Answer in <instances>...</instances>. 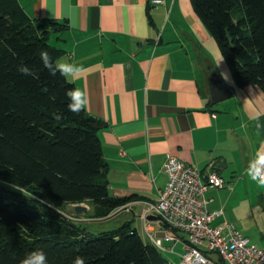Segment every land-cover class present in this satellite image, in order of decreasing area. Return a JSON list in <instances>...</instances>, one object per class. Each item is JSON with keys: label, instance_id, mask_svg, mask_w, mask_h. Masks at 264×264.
Instances as JSON below:
<instances>
[{"label": "crops", "instance_id": "0c3cea01", "mask_svg": "<svg viewBox=\"0 0 264 264\" xmlns=\"http://www.w3.org/2000/svg\"><path fill=\"white\" fill-rule=\"evenodd\" d=\"M17 2L31 19L62 24L51 30L47 41L60 50L56 61L86 69L67 80L87 91L85 111L104 124L98 137L108 169V193L137 195L102 218L91 216L90 201L77 203L87 209L81 213L74 211L76 204H63V216L90 233L88 223L124 214L118 227L127 223L154 245L147 228L160 239L164 249L154 246L163 258L167 253L179 260L182 243L168 239L171 230L147 211L167 181L163 164L171 155L195 166L203 178L215 169L225 185L205 191L213 214L210 224L230 222L264 248V188L244 172L264 141V91L235 84L190 0ZM211 72L232 92L218 104L211 102Z\"/></svg>", "mask_w": 264, "mask_h": 264}, {"label": "trees", "instance_id": "16d2710c", "mask_svg": "<svg viewBox=\"0 0 264 264\" xmlns=\"http://www.w3.org/2000/svg\"><path fill=\"white\" fill-rule=\"evenodd\" d=\"M190 2L235 84L264 91V0ZM61 26L29 18L17 0H0V264H19L38 249L49 264H72L78 255L86 264H169L127 223L94 235L59 212L90 201L91 216L102 218L137 197L109 195L103 122L68 111L65 91L74 85L41 64V49L54 62L60 55L47 40ZM19 65L36 76L22 75Z\"/></svg>", "mask_w": 264, "mask_h": 264}, {"label": "built area", "instance_id": "2783aa9c", "mask_svg": "<svg viewBox=\"0 0 264 264\" xmlns=\"http://www.w3.org/2000/svg\"><path fill=\"white\" fill-rule=\"evenodd\" d=\"M163 171L167 181L147 211L171 230L168 239L182 243L178 264H264V248L251 243L230 222L210 224L213 214L207 209L205 191L225 185L215 169L203 178L195 166L168 155ZM145 231L157 248L164 249L160 239H155L147 228Z\"/></svg>", "mask_w": 264, "mask_h": 264}, {"label": "clouds", "instance_id": "9594fccd", "mask_svg": "<svg viewBox=\"0 0 264 264\" xmlns=\"http://www.w3.org/2000/svg\"><path fill=\"white\" fill-rule=\"evenodd\" d=\"M38 54L43 68L47 69L51 76H56L59 73L65 79H74L86 72L82 65L76 63L54 62L47 49L39 50ZM17 71L25 76H36V73L27 65H19ZM65 96L68 100L67 109L73 114L79 115L89 105L88 93L82 88H69L65 91ZM53 116L58 121L63 118V114L59 111L53 113ZM256 127L259 129L261 125L258 123ZM244 172L247 178L254 182L257 187L264 188V141L260 142ZM19 264H49V261L47 253L42 249H38L26 253ZM72 264H86V257L78 255L73 259Z\"/></svg>", "mask_w": 264, "mask_h": 264}, {"label": "water", "instance_id": "95a60500", "mask_svg": "<svg viewBox=\"0 0 264 264\" xmlns=\"http://www.w3.org/2000/svg\"><path fill=\"white\" fill-rule=\"evenodd\" d=\"M208 86L211 95V102L217 103L231 96V90L225 85L222 78L215 72H211L208 76ZM205 178V177H204ZM77 213L85 212L87 209L81 204H76L73 207ZM157 218V216L151 215L150 218Z\"/></svg>", "mask_w": 264, "mask_h": 264}, {"label": "rangeland", "instance_id": "374dc122", "mask_svg": "<svg viewBox=\"0 0 264 264\" xmlns=\"http://www.w3.org/2000/svg\"><path fill=\"white\" fill-rule=\"evenodd\" d=\"M225 66H226V64H225ZM65 208H66L65 206H62V208H60L59 210L65 211V210H67ZM92 213H93V210H92L91 214ZM124 216L125 215L123 214V215H120L118 217H115V219L114 218H109V219H106L104 221L88 223V225H86V229L90 233H92L94 235H97V234L101 233L102 231H107V230L113 229L115 227H118L121 224L120 222L124 221V219H125V218H123ZM163 245H167V242L163 241ZM211 257L217 258V255L216 254H211ZM165 259H166V261L169 264H178L179 263V260L177 258L172 257V256H167V253L165 255Z\"/></svg>", "mask_w": 264, "mask_h": 264}]
</instances>
